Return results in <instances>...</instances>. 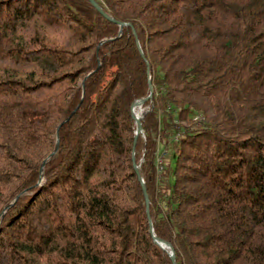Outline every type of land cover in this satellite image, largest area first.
Segmentation results:
<instances>
[{
  "label": "trees",
  "instance_id": "obj_1",
  "mask_svg": "<svg viewBox=\"0 0 264 264\" xmlns=\"http://www.w3.org/2000/svg\"><path fill=\"white\" fill-rule=\"evenodd\" d=\"M95 1L0 0V264H172L133 161L175 264H264V0Z\"/></svg>",
  "mask_w": 264,
  "mask_h": 264
},
{
  "label": "water",
  "instance_id": "obj_2",
  "mask_svg": "<svg viewBox=\"0 0 264 264\" xmlns=\"http://www.w3.org/2000/svg\"><path fill=\"white\" fill-rule=\"evenodd\" d=\"M91 2V4L98 10L100 11L105 17L109 18L108 15H106L102 9L100 8V6L97 4V2L95 0H89ZM119 27H120V31H119V34L121 33V30H122V26L124 25H128L127 23H123V22H117ZM153 94V88H152V85L149 84V94L147 97H144V98H141V99H138L136 101H134L132 104H131V116L136 124V131H135V135H134V141H133V148L135 146V143H136V138H137V135L142 133V130H141V122H140V119H141V114L139 116H135L134 113H133V108L135 106H142L143 103L147 100V99H150L151 96ZM58 130V129H57ZM133 168L135 170V172L137 173L138 175V178L141 182V185H142V189H143V193H144V198H145V207H146V212H147V218H148V225H149V232L152 234V237H153V240L161 247L163 248L164 250L167 251L171 261H172V264H175V256H174V250L172 248V246L164 241V240H161L159 238H156L154 235H153V230H152V224H151V221H150V218H149V214H148V208H149V200H148V196L146 194V191H145V187H144V183L140 177V173H139V166L135 164V162L133 161ZM44 181V176L41 175V179L39 180L38 184L40 185L42 182ZM166 245V247L164 246Z\"/></svg>",
  "mask_w": 264,
  "mask_h": 264
},
{
  "label": "rangeland",
  "instance_id": "obj_3",
  "mask_svg": "<svg viewBox=\"0 0 264 264\" xmlns=\"http://www.w3.org/2000/svg\"><path fill=\"white\" fill-rule=\"evenodd\" d=\"M146 109H147V107H144V108H143V107L141 106V107H138L136 111H138V113L140 112V114H141V113H142L144 110H146ZM202 117H203L202 115H198V118L202 119ZM160 151H161V150H160ZM160 159H161V158H159V161H160Z\"/></svg>",
  "mask_w": 264,
  "mask_h": 264
},
{
  "label": "bare ground",
  "instance_id": "obj_4",
  "mask_svg": "<svg viewBox=\"0 0 264 264\" xmlns=\"http://www.w3.org/2000/svg\"><path fill=\"white\" fill-rule=\"evenodd\" d=\"M138 107H140V106H135L133 108V113H134L135 116H139L140 115V112L138 113V111H136ZM164 246L166 247V245H164Z\"/></svg>",
  "mask_w": 264,
  "mask_h": 264
}]
</instances>
